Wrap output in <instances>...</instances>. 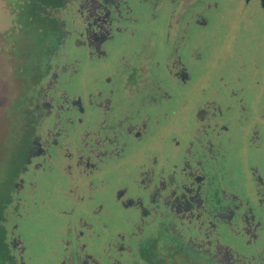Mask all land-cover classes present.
<instances>
[{
  "label": "flooded vegetation",
  "instance_id": "flooded-vegetation-1",
  "mask_svg": "<svg viewBox=\"0 0 264 264\" xmlns=\"http://www.w3.org/2000/svg\"><path fill=\"white\" fill-rule=\"evenodd\" d=\"M30 1L11 14L33 7ZM209 1L46 0L36 6L49 20L77 21L74 31L65 29V41L59 30L48 31L46 59L28 69L16 63L17 74L24 73L17 81L14 130L4 132L0 158V261L227 264L211 258L210 234L223 236L212 221L235 218L240 175L233 156L247 148L264 159V122L252 118L236 93L217 88L205 92L182 135L177 131L173 118L193 86L199 41L188 29L194 32L205 13L219 10ZM256 2L264 12L263 0ZM134 15L143 23L140 47L127 57H110L115 33L132 30L122 37L136 38L138 32L123 26L126 20L136 23ZM165 15L166 23L160 18ZM62 43L75 50L73 61L60 58ZM258 83L250 89L255 95ZM187 106L180 105L182 117ZM259 171L251 189L256 204H263ZM229 196L232 203L220 208ZM43 208H57L60 223L53 225L49 246L40 249L38 242L26 244L20 231ZM255 218L246 217L244 230L228 229L248 246H264Z\"/></svg>",
  "mask_w": 264,
  "mask_h": 264
},
{
  "label": "rangeland",
  "instance_id": "rangeland-1",
  "mask_svg": "<svg viewBox=\"0 0 264 264\" xmlns=\"http://www.w3.org/2000/svg\"><path fill=\"white\" fill-rule=\"evenodd\" d=\"M19 1L0 0V51L6 50L8 43L10 46L7 49L9 51L4 52L6 55L0 53V108H2L0 111V116H2L0 117V158L6 150L4 147V142L6 141L4 132L6 130H14L13 120L18 112L12 110L17 105L19 91L21 90L19 89V83H17L18 76L21 75V72L24 73V70L17 74L16 63H19V66L22 67L26 66V69H28L33 63L34 65L32 66H35L42 57V59H46V50L44 51L43 46L47 44L48 31L52 29L59 30L60 38L65 41V29L69 32L71 30L74 31L76 28L74 21H77L71 16H68L66 21L61 16L57 19L58 22L39 16V10H37L36 6L43 7L46 0H31L30 4H33V7L29 6L28 10L19 11L13 16L11 10L14 8L19 10L18 6L22 5L24 0H21V3ZM209 2L217 3L219 10L205 13L204 23L201 22V26L198 28L194 26L196 27L194 32L188 29L189 36L198 35L199 39H197L199 41L194 42V61L196 65L194 66L193 86L188 91H184L183 96L179 99V116L173 118L178 125L177 131H179V135H182L185 124H191L192 111L205 101L204 96H206V93L217 88L226 91V93H236L238 98H242L248 103L252 118H255L260 124L264 122V12L260 9L256 0L251 3H247L246 0H210ZM134 18L138 19L136 23L134 21L128 23L126 20L123 22V26L126 30L130 27L138 32L136 38L128 35L124 38L122 37V34H130L132 30H128L127 33H115L114 42L108 46L110 57L117 59L121 58V56L127 57L140 47L143 23L138 15H134ZM160 18L165 20L164 23L168 21V15ZM199 28L201 29L200 32L197 31ZM63 45L66 46L65 49L57 51L60 58L68 57V59L73 61L76 58L75 50L70 49L66 43ZM63 45L62 48H64ZM19 59L20 61H18ZM23 76L25 77V74ZM257 82H259V94L255 95L256 91H250V89ZM6 83L9 86L7 88ZM3 86L4 90L2 89ZM209 86L211 88L208 90ZM9 89H11V94ZM194 96L196 98H193ZM183 102L188 104L184 117H182L183 114H181L180 107ZM262 134L264 135V130H262ZM178 140L184 149L186 147L184 138L179 137ZM246 150L248 149L246 148ZM246 150L242 154L237 153L238 155L233 156V161L237 163L236 167L240 175L239 191L237 192L238 200L235 201L237 206L232 210L235 218L233 220L231 218L227 219V221H224L221 217H217L216 221L212 219V224L214 223L215 227H219L220 232L223 234L220 239L217 235L210 234V240L212 244H215L209 248L210 255L212 260L217 262L224 260L227 264L230 262L231 264L264 263V246L259 243L248 246L244 238H236L230 231L231 228L236 231L244 230V224L238 220L237 215L239 212L243 213L247 210L243 207L246 206V201L249 204L251 201L250 207H256L255 194L251 189L254 185L255 171L260 169L259 174H264L263 157H252ZM253 153H256V151ZM239 160H242V162ZM252 165L255 169H253ZM3 167L5 166L0 159V178L5 172V170H2ZM2 191H0V194H2ZM230 200L232 199L229 196L226 201H220V208L223 207L222 204L226 206L232 203L229 202ZM52 211L51 213L50 208H46V210L43 208L41 215L31 218L30 222L21 228L20 234L22 233V238L26 244H32L35 241L38 242L40 249L49 246L48 241L50 238L52 239V235L55 232L53 225L56 223L57 226L60 223L56 214L57 208H52ZM215 215L218 216L219 213H211V216ZM256 219L257 222L262 220L257 217ZM262 222L264 227V219ZM207 224H211V222ZM179 228H182L181 223ZM187 231L190 232V229ZM262 235H264V231ZM214 238L217 239L216 242ZM194 245L198 246L196 243ZM0 264L5 263L0 261Z\"/></svg>",
  "mask_w": 264,
  "mask_h": 264
},
{
  "label": "water",
  "instance_id": "water-1",
  "mask_svg": "<svg viewBox=\"0 0 264 264\" xmlns=\"http://www.w3.org/2000/svg\"><path fill=\"white\" fill-rule=\"evenodd\" d=\"M263 5H264V0H263ZM264 175V174H263ZM264 180V178H263ZM262 180V181H263ZM264 204H256V207L253 208V207H250L249 203H246V206H243L245 207L246 211H244L243 213L239 212L237 217L238 219L244 224L245 221H246V217L249 216V215H254L255 217H259L258 219H262L260 220V222H258V226L261 227V231H264V227L262 226L263 224V219H264ZM256 220V218L254 219V221Z\"/></svg>",
  "mask_w": 264,
  "mask_h": 264
},
{
  "label": "trees",
  "instance_id": "trees-1",
  "mask_svg": "<svg viewBox=\"0 0 264 264\" xmlns=\"http://www.w3.org/2000/svg\"><path fill=\"white\" fill-rule=\"evenodd\" d=\"M4 34H5V33H4ZM4 37H5V36H4ZM8 47L10 48L9 43H8V45H7V49H8ZM7 49H6V50L3 49V51H0V53L5 54L4 52H8V51H9V50H7ZM10 50H11V49H10ZM5 55H6V54H5Z\"/></svg>",
  "mask_w": 264,
  "mask_h": 264
}]
</instances>
